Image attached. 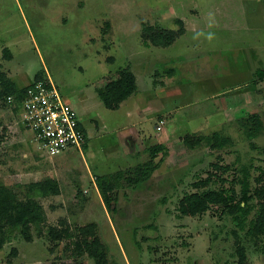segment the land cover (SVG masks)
Segmentation results:
<instances>
[{"label":"rangeland","instance_id":"374dc122","mask_svg":"<svg viewBox=\"0 0 264 264\" xmlns=\"http://www.w3.org/2000/svg\"><path fill=\"white\" fill-rule=\"evenodd\" d=\"M146 26L184 34L170 48L146 47ZM123 68L135 73L138 90L110 111L98 90ZM0 71L18 87L38 75L50 80L87 136L83 148L51 158L17 125L19 113L0 104V185L20 197L18 184L46 178L63 189L41 200L46 226L34 227L30 242L13 238L0 264L65 260L70 243L53 240L51 228L88 223L98 225L112 264H239L236 241L246 264H264V238L249 236L248 226L240 231L221 208L197 217L178 212L182 197L203 190L233 187L240 199L245 172L251 193L264 187V0H0ZM252 115L263 127L250 140L241 123ZM215 133L232 144L184 142ZM156 145L169 150L153 160ZM151 160L159 167L150 179L135 187L122 179L107 209L97 178ZM209 177L208 188L194 187Z\"/></svg>","mask_w":264,"mask_h":264},{"label":"trees","instance_id":"16d2710c","mask_svg":"<svg viewBox=\"0 0 264 264\" xmlns=\"http://www.w3.org/2000/svg\"><path fill=\"white\" fill-rule=\"evenodd\" d=\"M183 34V29L170 30L162 26H146L142 31V40L146 47L170 48ZM259 76L264 77V72H259ZM39 80L46 79L38 75L34 82ZM32 84L24 88H18L6 73L0 71V104L10 106L8 98L12 97L14 99L12 109L19 113L25 93ZM137 90L138 84L135 73L130 68H123L119 70L116 79L110 80L103 88L98 90V96L106 109L117 111L124 102L136 94ZM241 125L246 129L247 137L250 140L256 139L263 127L257 115L246 118ZM0 141H3V138ZM184 142L190 148L198 147L207 142L213 149H222L232 144L230 138L219 133L213 134L210 138L186 136ZM168 150L165 145H156L150 150L151 157L154 160L161 152H168ZM153 160L138 165L131 172H118L113 178L108 176L97 178V189L107 209L111 208V194L121 186L119 183L122 179L134 187L150 179L153 172L159 167V163L156 164ZM257 182L260 183L261 179L259 178ZM238 183L242 187L240 199L233 187L186 194L179 201V214L182 217H197L207 213L212 207H219L223 210V213H227L232 217L240 231H245L248 226L247 234L249 236L255 239L264 238V187L257 188L254 193H251L247 172ZM211 184L212 178L209 177L205 181L201 180L194 184V187L196 189H206ZM16 187L24 190L23 197H20L14 189L0 185V251L17 236L30 242L32 240V229L46 226L48 221L41 200L60 196L63 191L60 183L52 178L26 185L18 184ZM82 194L83 192L78 190L76 195L81 197ZM253 213V218L249 220ZM63 224H66V222L64 221ZM50 233L53 240L57 242L66 240L70 243L67 247L70 256L65 260L55 258L53 261L38 264H85L84 258L94 261V264H112L109 260L108 249L99 236L96 223L79 226L74 231H72L70 225L66 224V227L61 230L55 227L51 228ZM236 245L239 264H246L245 248L240 241H236Z\"/></svg>","mask_w":264,"mask_h":264},{"label":"built area","instance_id":"2783aa9c","mask_svg":"<svg viewBox=\"0 0 264 264\" xmlns=\"http://www.w3.org/2000/svg\"><path fill=\"white\" fill-rule=\"evenodd\" d=\"M13 102L9 97L11 107ZM18 115L17 125L31 133L30 143L51 158L71 147L81 149L86 143L77 111L50 80L36 81L27 89Z\"/></svg>","mask_w":264,"mask_h":264},{"label":"crops","instance_id":"0c3cea01","mask_svg":"<svg viewBox=\"0 0 264 264\" xmlns=\"http://www.w3.org/2000/svg\"><path fill=\"white\" fill-rule=\"evenodd\" d=\"M137 83H138V80H137ZM18 88H24V87H20V86H19ZM132 102H133V101H132ZM121 106H122V105H121ZM120 109H121V107H120ZM120 109H119V110H120ZM119 110H118V111H119ZM127 114H129V112H128ZM26 139H28V137L25 135V139H23V140L26 141ZM27 141L29 142V139H28ZM94 186H95V185H94Z\"/></svg>","mask_w":264,"mask_h":264}]
</instances>
